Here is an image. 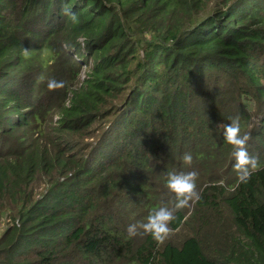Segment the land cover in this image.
<instances>
[{
	"label": "trees",
	"instance_id": "obj_1",
	"mask_svg": "<svg viewBox=\"0 0 264 264\" xmlns=\"http://www.w3.org/2000/svg\"><path fill=\"white\" fill-rule=\"evenodd\" d=\"M237 117L264 169V0H0V264H264ZM181 171L201 199L164 244L129 238Z\"/></svg>",
	"mask_w": 264,
	"mask_h": 264
},
{
	"label": "clouds",
	"instance_id": "obj_2",
	"mask_svg": "<svg viewBox=\"0 0 264 264\" xmlns=\"http://www.w3.org/2000/svg\"><path fill=\"white\" fill-rule=\"evenodd\" d=\"M61 13L69 17L73 23L79 22L77 15L72 12L70 7L62 6ZM62 87H64L63 81L50 79L47 82V88L50 91H55ZM223 138L232 148L233 169L238 183H247L253 173L264 170L261 168L259 158L255 155H250L248 152L251 134L250 132L242 134L238 117L231 118V122L224 126ZM181 159L185 166L190 167L193 163V157L190 153L183 154ZM197 179L198 173L196 171L169 172L165 187L174 196L172 205L170 207L166 204L162 205L153 210L147 216L146 221L128 225L126 229L128 237L148 235L157 245L164 244L173 232L170 225L177 219L176 213L193 207L201 199V193L197 189Z\"/></svg>",
	"mask_w": 264,
	"mask_h": 264
},
{
	"label": "rangeland",
	"instance_id": "obj_3",
	"mask_svg": "<svg viewBox=\"0 0 264 264\" xmlns=\"http://www.w3.org/2000/svg\"><path fill=\"white\" fill-rule=\"evenodd\" d=\"M89 60V59H88ZM89 63H90V60H89ZM87 71V67L86 66H82L81 67V75L83 76L84 72ZM248 152H251L250 149H248ZM5 221V219H2L1 222ZM6 225V222H3L0 224V234H1V231L4 229V226Z\"/></svg>",
	"mask_w": 264,
	"mask_h": 264
}]
</instances>
